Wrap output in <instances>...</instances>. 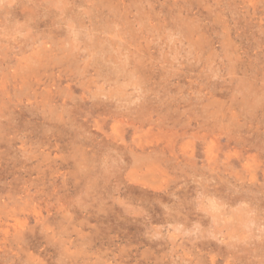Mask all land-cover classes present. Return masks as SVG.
<instances>
[{
	"label": "rangeland",
	"instance_id": "rangeland-1",
	"mask_svg": "<svg viewBox=\"0 0 264 264\" xmlns=\"http://www.w3.org/2000/svg\"><path fill=\"white\" fill-rule=\"evenodd\" d=\"M0 264H264V0H0Z\"/></svg>",
	"mask_w": 264,
	"mask_h": 264
},
{
	"label": "bare ground",
	"instance_id": "bare-ground-1",
	"mask_svg": "<svg viewBox=\"0 0 264 264\" xmlns=\"http://www.w3.org/2000/svg\"><path fill=\"white\" fill-rule=\"evenodd\" d=\"M13 8V7H12ZM75 32H76V30H75ZM82 33V32H81ZM79 36V35H78Z\"/></svg>",
	"mask_w": 264,
	"mask_h": 264
}]
</instances>
